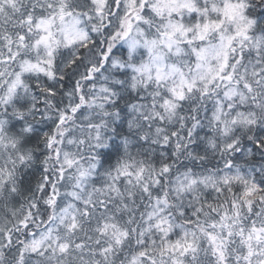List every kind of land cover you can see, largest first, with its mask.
Here are the masks:
<instances>
[{
	"label": "snow or ice",
	"instance_id": "1",
	"mask_svg": "<svg viewBox=\"0 0 264 264\" xmlns=\"http://www.w3.org/2000/svg\"><path fill=\"white\" fill-rule=\"evenodd\" d=\"M0 264H264V0H0Z\"/></svg>",
	"mask_w": 264,
	"mask_h": 264
}]
</instances>
